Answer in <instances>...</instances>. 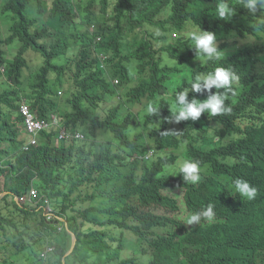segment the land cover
Masks as SVG:
<instances>
[{"label": "trees", "instance_id": "trees-1", "mask_svg": "<svg viewBox=\"0 0 264 264\" xmlns=\"http://www.w3.org/2000/svg\"><path fill=\"white\" fill-rule=\"evenodd\" d=\"M47 1L8 0L2 8L14 22L5 40L0 38V63L6 66L0 83L7 82L0 93V264H9L4 257L11 255L8 243L13 249L36 251L45 242L39 205L15 200L31 182L67 216L76 237L66 255L72 237L66 230L56 232L65 237L54 241L48 264H264V10L252 15L231 0L236 12L224 21L211 12L216 0H131L126 9L117 6L111 17L99 16L93 35L85 27L106 14L105 1ZM32 2L42 16H28ZM81 17L88 23H79ZM187 24L216 34L220 61L202 64L195 58L183 33ZM170 31L178 34L172 45L166 36ZM97 35L101 40L94 42ZM14 39L21 45L8 59L2 46ZM28 50L39 54L30 72ZM97 53L108 55L109 76L100 68ZM132 58L138 62L136 78L129 68ZM217 66H230L240 75L226 94L231 112L167 121L175 93L190 88L199 72ZM114 78L119 79L116 86ZM57 88L65 90L64 101L73 108L65 127L83 131L86 139L60 144L56 131L44 132L37 146L21 151L17 126L11 122V114L20 120V96L40 117H48L59 110ZM120 88H125L120 98L129 103L123 112L121 100L111 103ZM188 98L203 100L207 93L190 90ZM145 99L157 100L159 116L147 113L149 103L132 111ZM108 103L104 128L112 137L96 140L100 127L85 125L88 111ZM149 150L152 155L146 158ZM166 158L199 162L207 180L187 189L185 204L191 214L213 205L215 225L189 227L173 212L180 208L172 190L184 183L182 175L165 170ZM238 178L256 187L255 199L235 193L233 181ZM88 185L93 190L87 198H101L98 209L106 216L95 229L69 211L75 204L71 194L83 193ZM215 229L217 236L209 237Z\"/></svg>", "mask_w": 264, "mask_h": 264}, {"label": "clouds", "instance_id": "clouds-1", "mask_svg": "<svg viewBox=\"0 0 264 264\" xmlns=\"http://www.w3.org/2000/svg\"><path fill=\"white\" fill-rule=\"evenodd\" d=\"M8 0H0V13L4 16L10 18L8 23H5L0 19V38L5 40V38L9 35L10 28L13 25V20L8 14H5L2 11L3 5ZM78 1V0H76ZM87 2L91 0H86ZM107 8L106 14H98L91 22V24L87 25L85 28L88 30L90 34H96L97 31V24L99 16H105L109 18L113 15V11L117 6L122 9H126L131 0H101ZM236 4L240 5L242 8L246 9L248 13L255 15L259 10H264V0H236ZM51 4V0L47 1V5ZM34 9V13H31V10ZM47 12V11H46ZM215 18L220 20L228 21L230 18L235 14L236 7L231 3V0H216L215 8L211 11ZM27 14L29 17L33 16H42L37 10V6L34 2H32L29 7L27 8ZM82 21H84L82 23ZM79 23L87 24L88 22L85 21L81 17V21ZM1 28L5 30V32L1 31ZM183 33L187 36L188 41H190L189 46L195 50V58L199 59L202 64L211 61L217 62L220 61L223 57L222 51L218 48L220 42L217 41V36L211 31L203 30L199 26L193 27L190 24H187ZM91 35V36H93ZM166 36H169V44H174L172 39L177 38L178 34L177 31L168 32ZM101 37L99 35L94 36V42H99ZM19 43V48L21 43L14 39ZM13 41V42H14ZM12 42V43H13ZM11 44L3 45L2 49L6 52V48L9 47L12 49ZM17 48V50L19 49ZM13 50V49H12ZM17 50L15 49V55H17ZM32 52L33 57L28 59V53ZM13 55V54H12ZM14 55V56H15ZM26 59L29 65V68L26 72L34 71L33 69L39 63V54L32 50H28L26 52ZM13 56V58H14ZM97 59L99 60L100 68L103 69L107 75L109 76L108 65L106 61L108 60V55L105 53H97ZM6 58L13 59L12 56H8L6 52ZM164 58H167L164 55ZM130 64V63H129ZM130 72L133 74L134 78H136L138 74V62L136 59H131L130 64ZM33 69V70H32ZM6 66L3 63H0V74L2 77L5 76ZM240 79L239 73L230 66H217L214 67L213 70L208 72H199L195 75L194 79L190 84V88L183 89L182 91H177L175 93L174 99L171 100V108L170 113L171 115L166 117L165 119L171 123H179L181 121L192 120L196 121L199 119L202 113H207L208 116L214 117L217 115H223L231 112V108L226 105L227 93L232 91L233 85L238 82ZM136 82V81H135ZM135 82L131 84L125 85L126 88L130 87V85H134ZM113 85L119 84V79L114 78L112 80ZM213 89L216 91L213 92ZM223 89V91H221ZM204 94L207 93V98L201 100L197 98H188L189 91ZM57 100L59 105V110L64 112V115L57 110V112L49 114L48 117H40L36 111H34L27 98L23 95L20 96L18 100V109L17 113L20 117V120L17 119L16 114H11V122L17 126L18 132V139L21 141L20 150L21 151H28L30 148L35 147L39 144L41 140H43V133L44 132H57V143H64V142H71V141H83L86 139L84 136L83 131L81 130H74L68 129L65 127V117L67 113L73 111L72 106L64 101L65 90L61 88H57ZM125 88H120L119 92L115 95L116 97L113 98L111 103L116 104L119 100L124 104V106L120 109V112H123V109L129 105V103H124L123 93ZM64 93L63 96H59L61 93ZM111 99V98H110ZM109 99V100H110ZM111 103L106 104L103 108H93L88 111V119L85 125L100 127L98 130H105L108 133L112 134L110 130L104 128L106 125L107 120L105 117L109 114L107 113L109 106ZM148 104L146 111L149 115L159 116L160 108L156 106L157 100L154 101H147L146 99L142 101L141 104H138L132 107V111L136 112L142 110L144 104ZM140 116V115H139ZM137 116V118L139 117ZM97 130V131H98ZM90 138H88L89 140ZM98 140V138L96 139ZM104 141L103 139H101ZM114 144H118L117 140L111 141ZM152 155V150L145 155L146 158ZM165 170H169L171 175H182L181 180L184 183V186L175 187L172 191L175 194V197L178 201V209L177 211H173L176 213L179 219L183 220V224L186 226L191 227L194 224H203L205 227L213 226L216 224L214 219V207L213 205L209 204L206 208L201 209L193 214H191L192 210L188 208V205L185 203V195L187 189H195L201 187V185L207 180L206 176L201 175V167L198 161L191 160V159H184V160H176L172 161L171 159H167L164 162ZM29 190L19 196L15 197V200L20 204L30 205L31 207H36L39 205L38 209L41 210L44 221H45V228L41 231L44 243L41 244L38 252L36 253L37 263L38 264H47L49 260V256L53 254L55 251V240L54 237L58 236L56 232H64L65 230L69 232V234L73 239L76 237L73 232L68 229V222L67 216L62 214L59 208H56V205H53V200L48 196L41 195L37 188L35 187L34 183H30ZM233 187L235 193H238L240 197H244L247 200H253L257 196V189L256 187L252 186L247 180L245 179H235L233 181ZM31 189H35L37 192V196L28 200V196L30 194ZM93 189L90 188V185L84 188L83 193H72L71 200L75 203L71 205L69 211L73 216L76 217L77 221L84 225L85 227H91V229L99 228L101 223L106 219V216L99 211L98 202L101 201V198L96 197L95 199L87 198L86 193L91 194L90 191ZM98 190V189H97ZM6 192H3L1 196H4ZM26 197L25 201H21V197ZM183 208L181 207V205ZM99 208V209H98ZM37 209V210H38ZM101 210V209H100ZM182 210V212H180ZM180 212V213H179ZM179 213V214H178ZM179 215H182L181 218ZM92 219V220H90ZM50 225L54 226V229L50 227ZM81 225V226H82ZM216 230L209 231L210 236H217ZM51 233L54 237H51ZM208 233V234H209ZM207 234V235H208ZM6 241V243H5ZM53 241V242H52ZM71 241V245H72ZM4 243L7 244V240H4ZM74 243V245H75ZM8 245L11 247L10 243ZM51 247V250H47ZM71 248V247H70ZM74 248V246H73ZM70 250V249H69ZM66 253V255L70 254L72 250Z\"/></svg>", "mask_w": 264, "mask_h": 264}, {"label": "rangeland", "instance_id": "rangeland-1", "mask_svg": "<svg viewBox=\"0 0 264 264\" xmlns=\"http://www.w3.org/2000/svg\"><path fill=\"white\" fill-rule=\"evenodd\" d=\"M31 13H34V9L31 10ZM35 15V13L33 14ZM0 19L2 21H4L5 23H8L10 18L4 16L3 14L0 13ZM2 32H5L4 29L1 28ZM12 49L7 47L6 48V52L8 56H13L15 55V49L17 50V48H19V43L17 41H14L11 45ZM13 54V55H12ZM34 55L32 52L28 53V59L32 58ZM7 82L5 81H1L0 83V93H2L4 91V87L6 86ZM63 92L59 95V96H63ZM132 132V130L129 131V133ZM107 137H112V135L110 133H108L105 130H98V139H104ZM110 143L113 145L114 143L111 142V140L109 139ZM181 205V204H180ZM181 207L183 208V206L181 205ZM182 212V210L180 211ZM179 212V213H180ZM178 213V214H179ZM181 218L183 217L182 215H179ZM8 232H10L8 230ZM64 233L58 234V236L54 237V240H61L63 239L65 236L63 235ZM3 238V240H6L5 237H1ZM128 238L132 240V238L134 239L133 235L129 233ZM6 243V241H5ZM10 253L11 255H4L5 258H7L8 263L9 264H38L37 261H34V257L32 255V251H35V247H29L28 249H22V250H17V249H13L11 248L8 244L5 247ZM36 253L38 252V249H36L35 251ZM0 255L1 251H0ZM52 261V255L49 256V260L47 261V264L50 263Z\"/></svg>", "mask_w": 264, "mask_h": 264}, {"label": "built area", "instance_id": "built-area-1", "mask_svg": "<svg viewBox=\"0 0 264 264\" xmlns=\"http://www.w3.org/2000/svg\"><path fill=\"white\" fill-rule=\"evenodd\" d=\"M36 196H37V192H36V190H35V189H31L30 194H29V196H28V200L30 201L31 198L36 197ZM20 200H21V201H25V200H26V197H25V196H24V197H21ZM51 249H52V248L49 247L47 250H51Z\"/></svg>", "mask_w": 264, "mask_h": 264}, {"label": "water", "instance_id": "water-1", "mask_svg": "<svg viewBox=\"0 0 264 264\" xmlns=\"http://www.w3.org/2000/svg\"><path fill=\"white\" fill-rule=\"evenodd\" d=\"M74 243H75V239H73V241H72V245H71L69 252L73 249Z\"/></svg>", "mask_w": 264, "mask_h": 264}]
</instances>
